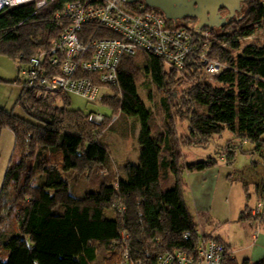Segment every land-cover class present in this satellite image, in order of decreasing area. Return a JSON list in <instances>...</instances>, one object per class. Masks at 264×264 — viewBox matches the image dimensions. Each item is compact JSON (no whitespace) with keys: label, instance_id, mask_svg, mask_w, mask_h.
<instances>
[{"label":"trees","instance_id":"trees-1","mask_svg":"<svg viewBox=\"0 0 264 264\" xmlns=\"http://www.w3.org/2000/svg\"><path fill=\"white\" fill-rule=\"evenodd\" d=\"M69 1L52 0L41 9L34 3L4 8L0 12V55L23 62L26 68L41 52L48 58L55 56L51 44L65 27L55 15ZM244 4L242 12L224 26L203 29H211L212 39L216 29L234 25L232 32L217 34L220 41L207 48L209 57L225 65L214 80L206 77L196 57L187 61V76L147 51L120 60L114 88L119 92V110L140 121L139 131L138 121L132 124L140 144L138 164L128 162L113 170L116 165L101 142L102 127L92 120V113L71 108L67 93L37 98L24 81L19 104L28 118L0 107V135L4 128L15 135L2 191L13 187L17 197L9 200L13 206L8 209L19 214L16 233L2 242L0 264H157L167 252H196L201 232L185 200L183 175L185 170L214 167L217 160L209 157L182 163L181 119L172 114L169 85L189 83L184 96L187 116L181 117L188 122V145L206 146L213 136L228 129L238 139L224 149L229 161L238 149L264 160V40L249 39L264 21V0H245ZM196 25L182 26L197 32ZM88 26L91 30L92 25ZM97 35L115 37L106 29H99ZM205 40L199 39V49ZM57 71L53 67L48 73ZM141 74L167 92L162 104L168 118L161 124L139 96ZM242 142L251 149L243 151ZM92 169L97 191L73 195L70 176L76 170ZM96 169L101 170L97 173ZM37 174L44 175L42 184L36 182ZM257 189L261 199L264 183ZM7 203L0 198V211ZM248 207L242 213L245 220L252 216ZM107 210L115 217L109 218ZM261 223L264 229V216ZM223 264H264V257L238 261L228 251Z\"/></svg>","mask_w":264,"mask_h":264},{"label":"rangeland","instance_id":"rangeland-1","mask_svg":"<svg viewBox=\"0 0 264 264\" xmlns=\"http://www.w3.org/2000/svg\"><path fill=\"white\" fill-rule=\"evenodd\" d=\"M245 6L246 3L244 4V7ZM242 16H244V13ZM196 24L197 20L193 19H185L180 22V25L185 26H194ZM216 30L215 36L212 37V39L209 38L203 48H205L206 45L208 46L209 43H218L220 40L217 38V34L224 32L223 30L232 32L234 30V25L227 27V29L223 27ZM255 39L262 42L264 40V32L260 33ZM25 69V63L14 60L7 55H0V107L5 109L7 112L22 118H28L27 114L19 104V99L21 97L25 81V76L22 72ZM184 75L185 74H183V76ZM189 80H191V78H189ZM141 81L138 82L139 96L147 107H151L154 110L155 120L157 123L159 122V124H161L168 118L166 116L165 107L162 104L163 98H165L167 92L161 91L155 85L149 83L146 77L142 74ZM187 85H189V83H178L174 86L173 84L169 85L172 114L175 118L177 117V120L181 119V122H178V142L180 146L183 145V155L181 161L185 164L195 163L207 160L209 157H213L217 160V165L213 167L209 175L201 173L202 171H191L193 174L190 178H188L187 170L184 171L183 177L186 180L184 192L185 200L196 217L200 232L205 228L208 229L207 224L213 223L206 215H203L201 212L196 210L195 205L199 199L202 204V208L200 209L204 212H208L210 218L212 220L215 219L216 222L219 223L216 229L219 227L221 235L226 240L230 238L234 240V242H232L234 249H243L242 246L248 245L251 239L244 240L240 238V234L243 232L242 228L244 227L237 220V217H235V215H238L237 206L241 200H244L242 207L247 204L250 207H254L260 200L257 202V196L253 192V183L248 184L250 185V191L252 192V196L249 199L245 194L244 183H240L239 188L237 187V184H234L232 194H230V186L232 184V179L241 181V178L238 176L246 167L250 168L247 171L248 175H257V169L264 168V160L261 157L244 153L238 149L235 151L234 159L229 161L227 154H224V149L227 150V146L229 144H233L234 141H238V139L228 129L221 134L213 136L212 140L206 146L201 147L188 145V122L187 119L182 120L181 118H185L187 116L186 110H188V108L184 104V96L187 94L186 90L188 89ZM101 95L102 97L99 102H93L80 95L70 93L69 106L74 109H80L86 113H100L107 116L104 124H98L102 127L101 142L108 147L111 158L114 162L113 164L116 165L115 167L112 166L113 170L115 169L118 171L120 169L119 167L123 168V166L128 162L131 164H138L140 144L138 142L137 134H134V126H132V124L137 120L139 131V119L137 117L128 116L119 110L117 101L119 92L117 88H114V86L103 87ZM58 104L62 106L64 105V102L59 100ZM113 116L117 117V120L114 122ZM112 122L113 125H111ZM242 144L243 151L249 149L248 143L242 142ZM14 147L15 135L13 131L10 128H4L0 135V198L2 197L5 201L8 200L9 203L6 204V208L3 209V211H0V251L2 250V242L15 234L18 228V210L16 212L15 209L12 211L8 209L13 206L10 204L12 201L10 202L9 200L11 199L14 201L17 195L14 192L13 187L2 191L5 174L13 155ZM236 148H239L238 144L236 145ZM255 161L258 163L255 164ZM100 170L101 169H96L97 173H99ZM94 173H96L94 169H92L91 172L76 170L74 174L70 176V192L75 196L81 197L86 192L97 191L98 188L96 184L93 183ZM35 180L37 183L42 184L45 177L44 175L37 174ZM189 180L192 181L194 186L193 189H191V187H187ZM205 182L206 184L200 188L199 183L203 185ZM246 220L252 222L255 230L254 237L257 236V234L263 229L261 221L260 223L257 222L253 214ZM210 235L211 236L209 237H215L218 242H223L222 239L216 237L214 233H211ZM251 241L253 243L256 242V240L253 239ZM229 251L233 252V249L230 247ZM237 259L238 261H242L244 259L243 253H237Z\"/></svg>","mask_w":264,"mask_h":264},{"label":"built area","instance_id":"built-area-1","mask_svg":"<svg viewBox=\"0 0 264 264\" xmlns=\"http://www.w3.org/2000/svg\"><path fill=\"white\" fill-rule=\"evenodd\" d=\"M51 1L0 0V12L6 7L27 3H34L37 9H41ZM55 18L65 22L64 30L51 44V50L57 54L48 58L45 52H41L31 59L29 67L22 72L26 85L37 98L62 92L99 102L103 87L118 84L122 57L138 51L155 54L182 76L190 72L187 61L191 57L204 64V74L210 80L220 75L225 67L219 60L209 57V45L198 48L199 39L210 35L208 29L195 34L186 27H175L160 10L147 6L143 1L70 0ZM88 25L94 26V29L91 26L89 30ZM99 29H106L115 37H99ZM262 32L264 21L249 39L257 38ZM45 58H48L47 63H44ZM53 67L58 71L48 73ZM91 118L96 123L107 119L100 113H93ZM116 120L117 117L113 116V122ZM252 214L260 223L264 216V191ZM189 236V233L185 234L186 239ZM209 236L201 231L194 254L174 250L162 254L157 264H223L228 251H224L223 244L215 237Z\"/></svg>","mask_w":264,"mask_h":264},{"label":"crops","instance_id":"crops-1","mask_svg":"<svg viewBox=\"0 0 264 264\" xmlns=\"http://www.w3.org/2000/svg\"><path fill=\"white\" fill-rule=\"evenodd\" d=\"M248 147L251 149V146L248 145ZM213 167L209 168V169H206L204 171H202L201 173H204L205 175H209V173L212 171ZM250 168H245L243 171H241L240 175L238 176L239 178H241V181H237L236 179H232V184L230 186V194H232V191H233V186L234 184H237V187L239 188L240 187V183H244V190H245V194H246V197L249 199L251 196H252V192L250 191V185H248L249 183H253L254 187H253V192L256 194L257 196V202L260 200V190L258 191L257 187L261 186L263 183H264V168L262 169H257V175H248L247 174V171L249 170ZM187 174H188V178L191 177V175L193 174V172L191 171H187ZM206 184L203 183V185L201 183H199V187H203L204 185ZM247 184V186H245ZM187 187H191V189H193V184H192V181H188L187 183ZM243 202L244 200L240 201L238 206H237V209H238V215H235V217H237V220L242 224V226L244 228H242L243 232L242 234H240V238L244 239V240H249V239H253V240H256V242H252L250 240V243H248V245H245V246H242L243 249H234L233 245H232V242H234V240L232 238L226 240L220 233V230H219V227L218 229H216V227L218 226V222H216V220H212L210 218V215L208 214V212H204L202 211L200 208H202V204H201V201L199 199V201L196 203V210L198 212H201L203 215H206L213 224H207V228L209 230H212L215 234L216 237H219L221 238L223 241L227 242L230 247L233 249V253H234V256L237 258V253H243V258H250L251 260H259L261 258L264 257V229H262L258 234L257 236L254 237V228H253V224L252 222H249V220H245L242 218V213H243V210L245 209V207L248 205H245L244 207L243 206ZM248 202V200H247ZM257 204V203H256ZM199 207H198V206ZM189 206V205H188ZM249 206V205H248ZM256 206V205H255ZM254 206V207H255ZM250 207V206H249ZM253 207V206H252ZM190 208V207H189ZM243 208V209H242ZM191 210V209H190ZM112 210H107L106 211V215L109 217V218H114L115 215L113 212H111ZM227 224V223H226ZM246 225V226H245Z\"/></svg>","mask_w":264,"mask_h":264},{"label":"water","instance_id":"water-1","mask_svg":"<svg viewBox=\"0 0 264 264\" xmlns=\"http://www.w3.org/2000/svg\"><path fill=\"white\" fill-rule=\"evenodd\" d=\"M143 1L147 6L159 9L168 20L177 22L184 18H199L197 29L204 27H220L228 21H216L219 10H229V18L242 12L245 0H128L129 3ZM207 18H211L207 22ZM234 19V18H233ZM231 19V20H233Z\"/></svg>","mask_w":264,"mask_h":264},{"label":"bare ground","instance_id":"bare-ground-1","mask_svg":"<svg viewBox=\"0 0 264 264\" xmlns=\"http://www.w3.org/2000/svg\"><path fill=\"white\" fill-rule=\"evenodd\" d=\"M187 20V19H192V18H184V19H182V20H178L177 22H174V21H172V20H170L171 22H173V25L175 26V27H180V26H182V25H180V22L181 21H183V20ZM183 27V26H182ZM204 28H202V29H197V32H195V34L196 33H199L200 34V32H202V30H203ZM205 30H207V29H205ZM209 31H210V33H211V29H208ZM210 36V35H209ZM206 37V36H203V39H206V40H208L210 37ZM205 40V41H206ZM210 46H211V44H209ZM210 46H208V48H210ZM210 52V51H209ZM202 71H204V64H202ZM107 117V116H106ZM249 208V213H253V211H254V207H248ZM202 232L203 233H205V234H211L213 231L212 230H209V229H203L202 230ZM223 241V240H222ZM222 244H223V247H224V251L225 252H227V251H229V248H230V245L227 243V242H225V241H223L222 242Z\"/></svg>","mask_w":264,"mask_h":264},{"label":"flooded vegetation","instance_id":"flooded-vegetation-1","mask_svg":"<svg viewBox=\"0 0 264 264\" xmlns=\"http://www.w3.org/2000/svg\"><path fill=\"white\" fill-rule=\"evenodd\" d=\"M245 2V1H244ZM244 4V3H243ZM159 10V9H158ZM241 12H237L236 15H234L233 17L229 18V10L225 9V8H221L219 10V15L217 19H215L216 21H230L231 19L235 18L236 16H238ZM193 20H197V24L200 22L199 18H192ZM211 18H207V22H210ZM226 24V23H225ZM224 24V25H225ZM222 25V26H224Z\"/></svg>","mask_w":264,"mask_h":264}]
</instances>
